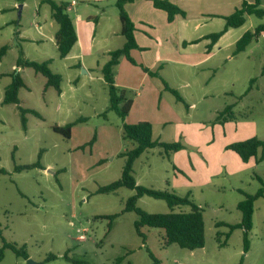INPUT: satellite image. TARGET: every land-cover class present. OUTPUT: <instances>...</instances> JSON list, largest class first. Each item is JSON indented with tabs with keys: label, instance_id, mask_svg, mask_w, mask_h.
<instances>
[{
	"label": "rangeland",
	"instance_id": "obj_1",
	"mask_svg": "<svg viewBox=\"0 0 264 264\" xmlns=\"http://www.w3.org/2000/svg\"><path fill=\"white\" fill-rule=\"evenodd\" d=\"M106 8L110 16L116 15L115 7ZM82 9L96 12L92 6ZM262 23L264 18L247 17L244 28L232 30L228 42L241 31H254ZM57 27L49 4L43 0H0V49L8 47L0 56V170L6 171V174H0V249L3 238L8 243L24 245L29 254L25 260L5 249L0 264H30V259L39 264H74L63 257L66 253L83 264H153L148 252L158 264H240L241 261L243 264H264V197L254 204V226L249 233L247 253L244 252L241 229L233 230L228 237L227 226H216L217 222L236 224L241 221L242 215L237 208L244 198L241 191L253 194L261 187L256 175L264 180V158L244 167L239 177L216 175L205 186L199 181L210 170H215L211 163L202 166L201 170L206 167L203 174L197 168L193 176L196 181L190 183V172L179 173L175 169L179 168L178 160L164 156L160 148L148 150L135 161L134 176L139 185L175 191L181 196L190 194L191 199L203 208L205 246L192 251L176 244L165 246L162 229L145 228L147 240L142 242L134 227L137 215L123 212L133 190L121 188L115 193L96 192L98 187L120 178L125 158L119 154L131 148L132 143L123 140V121L109 109V93L101 71L86 74V69L71 68L69 62L59 58L53 37ZM112 40L111 47L121 46V40ZM263 43L264 36L254 40L246 53L217 70L205 66H163L159 71L161 77L186 98L187 105L194 103L196 108L188 111L170 92L163 90L160 79L149 78L144 90H140L141 86L129 89L134 93L135 101L128 120L133 123L149 121L154 126L155 139L159 135L169 140L167 142L179 141L185 146L189 138L176 132L181 122L184 129H196L194 142L203 147L210 142L216 148L213 154L218 156L219 147L237 136L232 133L235 128L237 132L254 128L258 138L264 139V82L259 91L238 102L236 121L230 122L228 129L222 130L215 122L216 110L236 101L225 92L233 91L239 96L253 86L250 79L258 76L261 68ZM234 48L235 45L227 48V53L232 54ZM21 52L23 58L30 61L51 59V70L62 79L59 95L53 87L44 91L46 79L41 74L31 68L19 69L27 85L19 90L20 105L39 114V117L32 112L26 114V130L18 106L3 104L5 90L11 83ZM124 65L115 70L118 81L131 69L139 70L128 63ZM133 77L137 86L140 77L138 74ZM139 91L142 92L140 96ZM143 98H146L145 105L141 102ZM159 99L162 104L157 112ZM163 106L180 111L182 120L169 119L165 126L162 120L168 118L169 112ZM252 107L250 113L248 108ZM187 112L190 117L186 116ZM80 118L86 121L76 122ZM73 122L76 124L69 139L53 130L55 125ZM124 122L129 123L126 119ZM94 136V143L89 145ZM186 149L189 153L190 148ZM262 154L264 157V149L259 150L258 156ZM38 160L43 168L14 170L15 166ZM138 206L149 213L170 212L165 201L148 196L140 198ZM180 209L190 210L188 206ZM180 209L176 207L175 210ZM114 214L118 216L111 226L109 220L98 218ZM50 254L56 255L57 259L47 262L46 257Z\"/></svg>",
	"mask_w": 264,
	"mask_h": 264
},
{
	"label": "trees",
	"instance_id": "obj_2",
	"mask_svg": "<svg viewBox=\"0 0 264 264\" xmlns=\"http://www.w3.org/2000/svg\"><path fill=\"white\" fill-rule=\"evenodd\" d=\"M135 0H116L115 6L118 10L119 20L121 23V35L125 38V43L121 48L115 49L109 53V60L103 65L101 72L103 80L109 93V109L113 110L119 118L122 119V138L126 142H131L132 147L126 149L120 153L119 156L125 158V164L123 166L121 176L118 180L100 186L97 189L98 194L115 193L121 188H127L134 191V194L130 196L125 203L123 212H134L137 215V220L134 222L136 234L141 238L142 242L145 243L147 235L145 228H156L162 229L164 234L162 235L165 246L176 244L180 248L195 250L203 248L205 246V225L203 218V208L197 205L190 197V194L181 196L175 191L170 190H157L154 188L145 187L139 185L134 176V163L135 161L145 152L153 148L162 149V154L169 157L172 153L178 152L184 148L183 144L179 141L175 142H163L155 140L153 138V125L149 121H139L137 123H126L124 122L133 106V92L129 89L118 87L115 84V70L119 65L122 58H126L131 64L138 65L133 59L131 52L133 50H141L142 48L137 44L135 33L137 27L132 21L131 17L125 9L127 3L134 2ZM151 1L153 6L157 9L163 10L167 13V19L172 22L177 15L185 16L183 11L178 5L171 2L170 0H148ZM44 3L49 4L51 8V17L58 25V30L55 33V44L58 50V56L64 59L72 47L77 41V34L68 13V2H56L54 0H43ZM256 16L258 18H264V7L261 6L260 0H255L253 3L243 1L241 7L236 9L231 15L226 16L224 19L226 25L223 30L217 33L207 35L205 38L210 40L207 46V52H210L214 44L219 38L230 28H239L245 24L247 16ZM264 32V23L258 25L254 31H247L237 41L235 45L234 55H237L249 46L251 42L258 39ZM264 45V43H263ZM7 46L0 49V56H2ZM52 61L51 59L43 62L30 61L23 58L21 52L20 57L16 61V68L11 75V83L6 88L3 98V104H15L19 108L21 122L23 129H27L26 114L32 112L39 117L36 111H31L21 107L19 99V90L26 88L27 85L20 74V70L24 68H31L36 74H41L45 77L46 82L44 85V91L49 87H53L58 94H61V76L53 72L50 68ZM142 70L152 78H158L163 83V90L170 92L176 99V101L183 103L186 108L188 105L185 102L184 97L174 88L170 87L169 84L161 77L159 70H151L143 65H140ZM20 69V70H19ZM264 70V66H263ZM255 78L251 80L254 83ZM239 96L238 99H241ZM234 104H228L222 110L217 112L215 122L225 123L229 120H235ZM86 121L85 118H80L76 122ZM76 122L66 124L65 126H53L54 132L61 134L65 138H71L72 127ZM95 141V136L88 143L92 145ZM226 149L235 152L243 162L247 163L252 158L256 162L263 160V154L259 157V150L264 149V140L258 137H251L249 139L231 143L226 146ZM32 168H43L39 162L15 166V171L29 170ZM0 174H6V171L0 170ZM256 178L261 184V187L253 194H249L241 191L243 199L237 204L238 210L241 212V221L236 224H228L223 222H217L216 226H227L229 233H232L235 229H241L243 233V246L244 252L247 253L250 241L249 233L253 228V215H254V204L259 199L264 197V180L256 175ZM148 196L154 199L163 200L170 208L168 213H149L144 211L138 206L140 198ZM188 206L189 211H182L180 207ZM179 208L177 212L175 209ZM118 214L99 216L100 219L109 220V225L113 223L114 219ZM219 235V233H218ZM0 237H2L0 229ZM3 246L0 249V261L3 259L4 250L10 249L16 256L29 258L26 247L18 246L15 243H8L2 238ZM153 264H158L157 260L154 259L152 253L148 252ZM67 261L73 262L74 264H83L82 261L74 260L66 253L63 256ZM57 256L50 254L46 257V261L50 262L56 260ZM120 261V259H119ZM243 264V261L240 262Z\"/></svg>",
	"mask_w": 264,
	"mask_h": 264
},
{
	"label": "crops",
	"instance_id": "obj_3",
	"mask_svg": "<svg viewBox=\"0 0 264 264\" xmlns=\"http://www.w3.org/2000/svg\"><path fill=\"white\" fill-rule=\"evenodd\" d=\"M115 1L116 0L59 1L68 2L69 15L70 13H74V16L70 17L77 34V41L69 54L63 59L69 62L67 63L69 67L73 68L77 66L78 68L81 67L86 69V74L95 73L97 70L101 71L103 65L109 60V53L115 49L121 48L124 45L125 38L120 33L121 23L119 20L118 10L115 16H110L107 11L108 8H106L108 6H113L116 8ZM170 1L185 11L186 15H177L172 22H169L167 19V13L163 10L155 8L151 1L135 0L134 2L127 3L125 5L127 13L137 27L135 37L137 44L142 49L133 50L131 52L133 59L138 63V65L131 64L126 58L121 59L116 69L120 70L124 64L128 63L132 66V68H138L140 71H133V69H131V71H128V73L125 74V77H120V81H118L116 76L117 74H115V84L118 87L125 89H139V86H141L140 90H144L145 82L152 77L145 73L140 65H143L144 67H147L151 70L159 71L163 66L165 67L169 64L179 67L189 66L194 68H202L205 66L204 68L217 70L231 62L240 54L246 53L247 48L251 46L252 42L245 49V51L237 55H234L233 50L231 52L232 54L227 53V48H230L232 45H236L237 41L243 36L245 32H247L246 30L241 31L236 36V38H234V40L228 42L229 36L233 33L232 30H241L244 28L245 24L239 28L228 29L214 44L210 52H207V46L210 43V40L206 39L205 37L209 34L217 33L223 30L226 25L224 18L231 15L236 9H239L243 1L253 3L255 0ZM260 1L261 6L264 7V0ZM80 2L82 4H79ZM81 6H92L96 12L93 13L92 10L85 11ZM57 30L58 27L56 28L53 35L54 41ZM262 36H264V32L260 37ZM113 38H116L119 41L121 40L120 47L110 46L113 43ZM257 42H259V40H257ZM153 50H155L154 55H152ZM263 66L264 55L262 56L261 68H259L258 76L254 77L256 81L254 83L252 82L253 86H249L242 95H239L242 96L241 99H238L239 96H236L233 91L225 92L226 95L234 96L236 98V101L230 104H234L236 107L240 100L261 89L260 87L264 82ZM136 74H138L140 77L139 84L137 86L133 77ZM252 79L253 78L250 79V83ZM75 82H77V80ZM138 95H142V92L139 91ZM184 99L186 102V98ZM134 101L135 100H133V106L130 110L131 112L134 108ZM141 102L143 105H145L146 98H143ZM161 104V99H159L157 112H160ZM227 105L228 104H226V106ZM164 107L165 106H163V109L169 112L168 118L162 120L165 126L168 124L169 119H177L178 121L182 120L183 114L180 111L170 110V108L165 109ZM194 108H196L194 103L189 104L187 110L189 111ZM253 109L254 107L248 108V111L251 113ZM220 110L222 109L216 110V113ZM186 116L190 117V113L187 112ZM126 120L129 123L134 122L129 121L128 117ZM232 121H236V119L229 120L222 124L219 123L222 126V130L228 129L230 122ZM182 126H184L183 123L179 122L176 132L188 137L189 142H187L188 144H185V146L183 144L184 148L182 150L172 153L170 156H173V158L178 160L177 165L179 168L175 167V169L179 173L184 174L185 171L190 172V183L196 181L193 176L198 171L197 168H200V174H203L206 172L208 163H211V165L215 167V170H210L208 174H205L202 177V180L199 181V183L203 186L211 183L212 177L216 175H224L226 178L239 177L242 170L245 169L244 167H249L253 163L255 164L256 160L254 158L245 163L235 152L226 149V146L231 143L243 141L251 137H258L254 128L250 129V131L247 129L245 132H237V128H235L234 131L231 129L232 133L237 134V136L233 137L229 142H224L219 147L221 151L219 150L220 153L218 156L213 154V149L216 148H213L210 142L208 144H203L205 147L194 142L196 139L195 128L191 127L184 129ZM153 138L155 139L154 126ZM155 140L163 142L169 141L160 137L159 135ZM186 147L190 148L189 153L186 152ZM203 151L209 152L206 154L203 153ZM202 166H206L204 170H201Z\"/></svg>",
	"mask_w": 264,
	"mask_h": 264
},
{
	"label": "water",
	"instance_id": "obj_4",
	"mask_svg": "<svg viewBox=\"0 0 264 264\" xmlns=\"http://www.w3.org/2000/svg\"><path fill=\"white\" fill-rule=\"evenodd\" d=\"M28 261H29V263H30V264H39V263H36V262H34V261H33V260H31V259H30V260H28Z\"/></svg>",
	"mask_w": 264,
	"mask_h": 264
},
{
	"label": "built area",
	"instance_id": "obj_5",
	"mask_svg": "<svg viewBox=\"0 0 264 264\" xmlns=\"http://www.w3.org/2000/svg\"><path fill=\"white\" fill-rule=\"evenodd\" d=\"M82 237V236H81Z\"/></svg>",
	"mask_w": 264,
	"mask_h": 264
}]
</instances>
